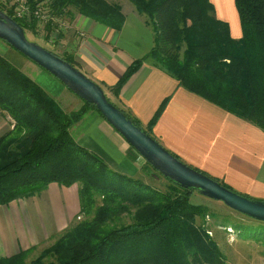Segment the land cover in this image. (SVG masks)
I'll list each match as a JSON object with an SVG mask.
<instances>
[{"label": "trees", "instance_id": "obj_1", "mask_svg": "<svg viewBox=\"0 0 264 264\" xmlns=\"http://www.w3.org/2000/svg\"><path fill=\"white\" fill-rule=\"evenodd\" d=\"M25 1L31 10L28 20L14 18L12 9L4 11L24 34L33 32L37 24L33 13L42 2H47L42 6L52 18L64 19L74 11L114 31L124 24L120 6L106 0ZM128 1L146 18L153 46L109 89L114 99L118 101L122 87L147 62L187 92L264 132V0H234L241 29L238 40L231 37L226 23L215 18L209 0ZM52 23L45 29H52ZM49 52L78 69L72 59ZM166 103L146 128L112 104L153 138L151 130ZM90 111L101 116L85 102L77 111L65 113L42 88L0 56V115L11 125L0 137V207L56 184L77 185L80 208L76 222L37 258L28 262L31 250L23 251L1 259L0 264H226L216 242L197 225L198 219L204 225L206 216L218 217L207 207L190 202L196 190L170 183L146 163L154 176L167 182L164 191H159L114 172L77 145L70 130ZM230 211L252 225L222 218L218 228L224 233L232 228L240 239L264 244L263 223ZM123 216L129 218L128 224L121 223Z\"/></svg>", "mask_w": 264, "mask_h": 264}, {"label": "crops", "instance_id": "obj_2", "mask_svg": "<svg viewBox=\"0 0 264 264\" xmlns=\"http://www.w3.org/2000/svg\"><path fill=\"white\" fill-rule=\"evenodd\" d=\"M106 1L118 6L122 2ZM209 3L215 18L226 23L231 37L238 40L241 29L234 0H209ZM120 7L124 16L120 31L70 11L68 20L86 37L61 34L59 46H52L56 55L75 61L78 70L101 87L107 97L108 89L118 82L127 67L147 55L153 46V34L145 18L132 6ZM44 30L45 37L52 33L51 29L44 27ZM14 52L0 43V56L33 80L65 113L82 107L83 102L64 86L52 83L49 92L38 84L32 75L42 76V69L25 57L16 59ZM110 100L143 128L167 100L151 130L156 142L238 194L264 201V132L260 129L187 92L176 80L147 62L122 87L118 101L113 97ZM8 120L0 115V137L11 129ZM70 134L77 145L96 155L114 172L139 179L145 175V167L142 173L135 151L96 112L85 114ZM79 210L77 185L65 188L56 184L31 198L0 207V260L30 250L28 261L37 258L75 223ZM234 254L230 251V255Z\"/></svg>", "mask_w": 264, "mask_h": 264}, {"label": "water", "instance_id": "obj_3", "mask_svg": "<svg viewBox=\"0 0 264 264\" xmlns=\"http://www.w3.org/2000/svg\"><path fill=\"white\" fill-rule=\"evenodd\" d=\"M0 40L56 78L81 101L91 104L102 118L159 175L182 188L220 202L245 218L264 224V202L237 194L175 159L139 125L107 100L104 91L76 67L26 39L22 28L0 11Z\"/></svg>", "mask_w": 264, "mask_h": 264}, {"label": "rangeland", "instance_id": "obj_4", "mask_svg": "<svg viewBox=\"0 0 264 264\" xmlns=\"http://www.w3.org/2000/svg\"><path fill=\"white\" fill-rule=\"evenodd\" d=\"M120 1H122L120 6L123 4L124 5L127 4L130 7L132 6L134 8V6L128 0H120ZM6 5L11 6L12 4L9 3L7 0H0V9L3 10L2 12H4L6 9L7 10L12 9L11 15L14 16L15 8H16L15 5L12 7H6L5 8ZM40 5L45 6V5H47V2H42V3H40ZM35 10L38 11V9H35ZM134 10H135V8H134ZM30 11H31L30 9H28V10L20 9V14L22 15V18H24V20H28L30 18V16H31ZM121 11H122V8H121ZM44 13L45 14L40 13L43 16V19H36L37 24H36L33 32H26L25 33L26 39L28 41L36 43L39 46L45 48L46 50L53 52V51H55L54 49H56V48L53 49L52 46L53 47L59 46L58 44L60 43V41L58 38L60 37L61 34H63L64 36L66 34H71L73 37L76 36L77 38L79 37L82 39L86 37V35L83 31H81L79 29H75L74 23L70 22V20H68L67 17H65L64 19L57 17L58 20H55L56 23H52L53 24V29H51L52 33L46 39V37L44 36L45 30L43 31V29H44V26H46V24L49 23L48 19L52 18V17H50L49 12H47V13L44 12ZM52 19H55V18H52ZM61 23H63V24H61ZM72 31H74V34ZM40 39L48 40V42L45 43L44 41H41ZM0 43H4V45H6V43L1 41V40H0ZM47 44H50L51 46H48ZM14 53H15L14 55H15L16 59H21V60L24 59V57L21 56L20 54H18L16 52H14ZM32 64H34V63H32ZM35 66L37 68H40L37 65H35ZM42 71H43L42 76H40V77H38L37 75H32V76H33L34 80H36V82L38 84H40L43 88L48 89L50 92V90L53 89V84H55L59 87L60 86L63 87V85L60 84V82L56 78L52 77L49 73H47L43 69H42ZM48 79H50V80H48ZM108 92H110V91H108ZM106 97H107V95H106ZM108 97H109V99H111L112 95L109 94ZM136 156H137L136 161L140 163L141 170H142L141 172L143 173V167L146 166V165H144L145 162L143 163V159L137 153H136ZM181 162L183 164L187 165L188 167L192 168V169L198 170L194 167H191L190 164L184 163L182 160H181ZM199 172H201V174L203 173L202 171H199ZM144 173H145V175H143V178H140V179L136 178V179H139L140 181L146 183L147 185H149V186H151V187H153L159 191H164V189L167 185L166 184L167 182L162 177L154 176L151 169L148 166L145 167ZM150 176L157 177V179L152 178ZM206 176H208V175H206ZM209 178H211V177H209ZM213 180H216V179H213ZM190 202L193 205H199V206L207 207L212 214H214L218 217L217 220H214L213 218L206 216L204 219V222H203L204 225L202 224L201 219H198L197 225L201 226L202 229L205 230L206 233L209 235V237L211 239H213V241L216 242L219 249L222 251L224 257L226 256L225 257L226 264H264V244L263 243L255 240V239H248V240L240 239L238 237V233L232 228H227L225 233L223 232V230H221V227L218 228L219 223L221 222L222 218H231L235 222L238 221L241 224L246 225V226L247 225L251 226L252 224L250 225L249 222L241 219L236 214H234L233 212L228 210L226 207H224L222 204L211 201L207 198H204L199 193H195L193 195V197L191 198ZM121 223L122 224H128L129 218L127 216H123L121 218ZM260 229L264 230V228H262V227ZM220 231H222V232H220ZM219 234H222V235L219 236ZM230 251H232L235 254L230 255Z\"/></svg>", "mask_w": 264, "mask_h": 264}, {"label": "built area", "instance_id": "obj_5", "mask_svg": "<svg viewBox=\"0 0 264 264\" xmlns=\"http://www.w3.org/2000/svg\"><path fill=\"white\" fill-rule=\"evenodd\" d=\"M9 3H11L12 5L11 6H14L15 5V14H14V18L16 19H21L22 18V15L20 14V9H23V10H28V5H26V1L25 0H7ZM44 12H48V11H44V8L42 5L39 4V9L38 11L35 10L33 15L34 17H36V19H43V16L41 14H45ZM41 13V14H40ZM30 14H31V11H30ZM63 19V18H61ZM49 22L52 21L53 23H56L55 20H58L57 18L55 19H52V18H49L48 19ZM60 20V19H59ZM63 24V23H61ZM41 41H44L45 43L48 42V40H44V39H40ZM48 46H51L50 44H47ZM144 163V161H143Z\"/></svg>", "mask_w": 264, "mask_h": 264}, {"label": "bare ground", "instance_id": "obj_6", "mask_svg": "<svg viewBox=\"0 0 264 264\" xmlns=\"http://www.w3.org/2000/svg\"><path fill=\"white\" fill-rule=\"evenodd\" d=\"M144 161V160H143ZM145 162V161H144ZM145 164H146V162H145ZM144 164V165H145ZM233 192H235V191H233ZM235 193H237V192H235ZM238 194V193H237ZM241 195V194H240ZM203 197V196H202ZM205 198V197H204ZM210 200V199H209ZM259 201V200H258ZM262 202H264V201H262ZM217 203H220V202H217ZM220 204H222V203H220ZM223 205V204H222Z\"/></svg>", "mask_w": 264, "mask_h": 264}]
</instances>
